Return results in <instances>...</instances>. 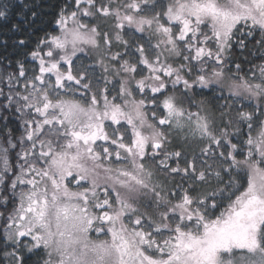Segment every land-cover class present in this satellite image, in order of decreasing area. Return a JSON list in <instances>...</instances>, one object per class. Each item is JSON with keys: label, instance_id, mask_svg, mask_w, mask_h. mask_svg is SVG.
I'll return each mask as SVG.
<instances>
[{"label": "trees", "instance_id": "obj_1", "mask_svg": "<svg viewBox=\"0 0 264 264\" xmlns=\"http://www.w3.org/2000/svg\"><path fill=\"white\" fill-rule=\"evenodd\" d=\"M177 3L179 11L196 20L191 26L209 49L205 54L196 58L190 51L185 56L176 48L174 58H167V75L149 71L140 56L152 60L160 32L145 26L138 31V24L148 17L162 18L169 9L167 0H117L116 34L102 29L98 40L101 57H107L111 70L99 67L92 49L78 48L70 59L77 81L69 83L71 90L64 93L83 101L103 93L125 110L137 106L136 122L145 143L139 163L146 181L123 173L129 163L117 150L121 171L117 213L123 225H133L139 232L136 242L151 257L166 256L180 235L199 234L228 219L247 198L264 193L263 97L256 98L250 89L239 97L208 82L217 70L244 88L263 85L264 31L247 20L184 0ZM90 4L89 0H0V264H50L35 238L9 240L6 229L26 190L27 184L17 181L20 171L31 165L42 169L50 156L43 143L58 150L66 140L54 119L45 123V115L28 106L31 86L35 87L41 65L61 60L57 48L65 44V28L89 22ZM121 17L136 24L121 27ZM52 89L49 98L61 95L58 88ZM167 97L179 107L174 118L163 107ZM110 125L106 130L113 139ZM115 126L122 144H130V127L124 121ZM108 163L116 165L113 160ZM115 204L111 194L104 209L111 213ZM100 226L107 230L106 222ZM263 230L264 222L261 236Z\"/></svg>", "mask_w": 264, "mask_h": 264}, {"label": "rangeland", "instance_id": "obj_2", "mask_svg": "<svg viewBox=\"0 0 264 264\" xmlns=\"http://www.w3.org/2000/svg\"><path fill=\"white\" fill-rule=\"evenodd\" d=\"M177 1L167 0L169 9L165 10L162 18L148 17L149 20L138 24V31L145 26L160 32L158 49L155 47L152 60L143 54L140 56L141 62L153 73L164 72L167 75L170 72L167 58L173 56L176 48L177 51L181 48L185 56L192 51L191 56L196 58L209 50L192 27L196 20L187 11H179ZM184 1L190 6L230 17V2L236 0L222 3L218 0ZM241 1H237L241 10L234 12L238 16L242 14L243 19L264 31V17L252 10L255 4L258 5L256 0ZM89 2L91 4L86 9L89 22L83 21L65 28L62 36L66 37L65 44L57 48L61 60L41 65L35 87L31 86L28 106L38 114H44L45 123L54 119L66 140L58 150L43 143L44 152L50 156L42 169L31 165L20 171L17 181L27 185L6 229L7 239L13 240L19 236L35 238L47 251L50 264H264V230L261 236L264 193L247 198L228 219L204 227L199 234L180 235L175 246L163 257L147 255L136 242L139 232L133 225L128 228L122 224L117 213V184H120L117 176L121 172L117 169V150L129 163V167L125 168L127 171L122 170L123 173L146 181L139 163L145 143L144 134L136 122L137 106L132 105L125 110L112 103L103 93L99 97L91 94L88 101L64 94L71 90L68 84L77 81L70 60L74 50L92 49L99 61L100 66H97L107 72L111 70L107 57H101L103 48L98 40L102 29L110 30L113 36L116 34L117 0ZM120 23L121 27L122 23L136 24L129 18L122 19ZM176 39L182 40L183 44L179 46ZM97 61H94V66ZM46 76H50V81H44ZM229 79L221 71L213 70L208 82L220 85L227 93L239 97L250 89L257 95L256 98L264 99L263 75L260 78L263 85L257 82L245 88ZM200 85L206 86L203 83ZM53 87L58 88L61 95L52 99L49 93ZM74 92L78 95L84 93L78 89ZM162 102L170 117L179 109L172 97ZM121 121L131 130V143L128 145L122 144V137L115 126ZM109 123L113 127H109L112 136H115L113 139L106 130ZM110 160L116 161V165H110ZM111 194L116 200V210L109 213L104 208L109 206ZM102 222L107 223V230L100 226Z\"/></svg>", "mask_w": 264, "mask_h": 264}, {"label": "flooded vegetation", "instance_id": "obj_3", "mask_svg": "<svg viewBox=\"0 0 264 264\" xmlns=\"http://www.w3.org/2000/svg\"><path fill=\"white\" fill-rule=\"evenodd\" d=\"M219 1V3H222V2H224L225 0H218ZM237 1H240V0H236V1H232V2H230L231 3V7H229V9L228 10H231V16L230 17H232V18H240V19H243L242 17H241V15L240 16H238V14L236 13V12H234L236 9H239V10H241V8H240V5L238 6V2ZM262 1V3H259V2H261ZM187 2V1H186ZM229 2V1H228ZM241 2H243V0L241 1ZM256 2L258 3V5H254V8L252 9L251 7V9L256 13V14H258L261 18L262 17H264V0H256ZM188 3V2H187ZM251 3H253V1H251ZM238 6V7H237ZM235 13V14H234ZM221 15V14H220ZM230 15V14H229ZM243 16V15H242ZM227 17V16H226ZM243 20H245V19H243ZM248 21V20H247ZM249 22V21H248ZM253 24L252 22H249V24Z\"/></svg>", "mask_w": 264, "mask_h": 264}]
</instances>
